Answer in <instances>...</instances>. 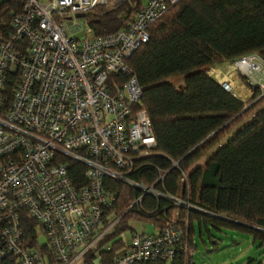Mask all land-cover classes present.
Instances as JSON below:
<instances>
[{
	"label": "built area",
	"instance_id": "built-area-1",
	"mask_svg": "<svg viewBox=\"0 0 264 264\" xmlns=\"http://www.w3.org/2000/svg\"><path fill=\"white\" fill-rule=\"evenodd\" d=\"M20 1L22 12L10 16V31L0 39V264H82L118 222L105 223L117 199L107 181L139 194L128 211H141L146 196L193 211L163 187L173 169L187 183L178 163L166 172L150 170L157 175L153 185L133 178L149 167L144 162L155 155L156 142L148 114L135 110L142 90L127 64L149 41L150 26L182 0H147L127 28L104 36H95L88 15L107 0ZM229 69L251 95L264 96L258 55L237 59ZM208 73L233 91L214 67ZM28 220L37 224L34 240L24 229ZM189 235L187 221L134 234L111 264L179 256L193 264Z\"/></svg>",
	"mask_w": 264,
	"mask_h": 264
},
{
	"label": "trees",
	"instance_id": "trees-1",
	"mask_svg": "<svg viewBox=\"0 0 264 264\" xmlns=\"http://www.w3.org/2000/svg\"><path fill=\"white\" fill-rule=\"evenodd\" d=\"M146 1L107 0L89 13V26L95 36L127 28ZM21 12L20 0L0 3V39L10 31V16ZM148 32L149 41L127 64L142 90L135 110L148 114L156 149L144 162L149 167L141 168L133 178L153 185L157 178L154 168L166 172L172 163H178L187 173V183L173 169L165 177L164 190L189 201L195 209L187 213L146 196L141 211H128L139 194L107 181L108 190L117 193V199L107 211L105 223L118 222L82 263L111 264L114 257L126 252L129 246L124 234H137L130 229L131 222L159 231L167 224L182 226L187 221L194 249L195 227L199 231L209 227L237 230L264 245V96L253 91L245 105L208 73L213 67L231 65L252 54L264 61V0H182L169 7ZM172 77H181L182 86L169 83ZM246 118L230 139L207 156L232 123ZM24 229L31 240L38 236L32 220L25 221ZM190 261L179 256L170 262L138 264Z\"/></svg>",
	"mask_w": 264,
	"mask_h": 264
},
{
	"label": "rangeland",
	"instance_id": "rangeland-1",
	"mask_svg": "<svg viewBox=\"0 0 264 264\" xmlns=\"http://www.w3.org/2000/svg\"><path fill=\"white\" fill-rule=\"evenodd\" d=\"M122 1L124 0H121V2ZM80 23H82V21ZM222 67L223 66H216L214 68L216 70L221 69L222 74L220 75H231L229 65L226 69H222ZM235 78L242 85L241 79L236 76ZM168 81L177 87L182 86L181 77H172ZM232 90H234V88ZM245 102L247 101L245 100ZM248 103L249 102L245 105H249ZM247 119L248 118L240 119L232 123L227 131L217 138V144L214 145L212 149L216 148L218 144H224L230 139L233 134L248 121ZM129 226L130 229L136 233L151 232V228L139 222H131ZM123 239L127 242L130 241L131 233L128 232L124 234ZM38 240L40 247L46 245V239L42 235H39ZM193 240L196 244L193 258L195 264H264V245L254 242L252 236L247 233L229 229L216 231L211 227L207 229L202 228V230L199 231V229L195 227Z\"/></svg>",
	"mask_w": 264,
	"mask_h": 264
},
{
	"label": "crops",
	"instance_id": "crops-1",
	"mask_svg": "<svg viewBox=\"0 0 264 264\" xmlns=\"http://www.w3.org/2000/svg\"><path fill=\"white\" fill-rule=\"evenodd\" d=\"M221 66H223L222 69H226V67H228V65H221ZM218 72H219L220 74H222L221 69H218ZM221 76H223L224 79H227V80H229V81L231 82V85H232L233 88H234V90L231 92V94H232L235 98L239 99V100H240L241 102H243L244 104H246L247 102L250 101V99H251V94H250L246 89H244V87L239 83V81L235 78V76H233L232 74L229 75L228 77H227L226 75H224V74L221 75ZM245 100H246L247 102H245ZM222 144H223V143H222ZM219 145H221V144H218L217 147H218ZM215 149H216V148L209 150V151L206 153L207 156L210 155ZM203 160H204V159H203ZM203 160H202V161H203ZM202 161H199V162H198V165H200V164L202 163ZM148 227L151 228V232H150V233H149V232H143V233H146V234H148V235L155 234L156 230L154 229V227H153V226H150V225H149ZM127 243H129V241H128ZM82 264H83V263H82Z\"/></svg>",
	"mask_w": 264,
	"mask_h": 264
},
{
	"label": "water",
	"instance_id": "water-1",
	"mask_svg": "<svg viewBox=\"0 0 264 264\" xmlns=\"http://www.w3.org/2000/svg\"><path fill=\"white\" fill-rule=\"evenodd\" d=\"M79 17L78 18H82L83 17V15H78Z\"/></svg>",
	"mask_w": 264,
	"mask_h": 264
},
{
	"label": "bare ground",
	"instance_id": "bare-ground-1",
	"mask_svg": "<svg viewBox=\"0 0 264 264\" xmlns=\"http://www.w3.org/2000/svg\"><path fill=\"white\" fill-rule=\"evenodd\" d=\"M231 87L233 88V86L231 85Z\"/></svg>",
	"mask_w": 264,
	"mask_h": 264
}]
</instances>
